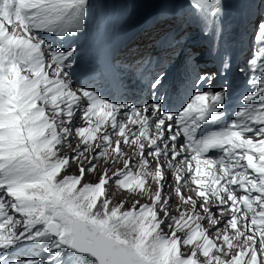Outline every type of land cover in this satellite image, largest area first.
Masks as SVG:
<instances>
[{
    "label": "snow or ice",
    "instance_id": "snow-or-ice-1",
    "mask_svg": "<svg viewBox=\"0 0 264 264\" xmlns=\"http://www.w3.org/2000/svg\"><path fill=\"white\" fill-rule=\"evenodd\" d=\"M192 4L213 24L224 8ZM89 10L90 0H0V264H49L17 257L23 242L50 264H264V17L241 69L259 71L255 87L225 118L227 88L201 87L172 110L75 87L77 49L50 37L83 31ZM101 159L110 167L82 184ZM75 162L79 175L61 176ZM110 182L151 203L113 205Z\"/></svg>",
    "mask_w": 264,
    "mask_h": 264
},
{
    "label": "rangeland",
    "instance_id": "rangeland-1",
    "mask_svg": "<svg viewBox=\"0 0 264 264\" xmlns=\"http://www.w3.org/2000/svg\"><path fill=\"white\" fill-rule=\"evenodd\" d=\"M73 169L76 170L75 167ZM70 174L79 175V173H76V172L71 173L67 169L65 172H62L61 173V176L70 175ZM99 178H100V175H99L98 172H95V173H86V175L84 177V180L81 183L82 184L83 183H89V182L96 183V182H98ZM107 195L110 196V198H111V200L113 202V205L118 204L120 201L127 199L126 195L121 194L120 192H118L116 189H114L112 187L108 189ZM16 217H17V219L20 218L19 215H17Z\"/></svg>",
    "mask_w": 264,
    "mask_h": 264
},
{
    "label": "bare ground",
    "instance_id": "bare-ground-1",
    "mask_svg": "<svg viewBox=\"0 0 264 264\" xmlns=\"http://www.w3.org/2000/svg\"><path fill=\"white\" fill-rule=\"evenodd\" d=\"M106 35H108V32H106ZM130 43V42H129ZM239 44L240 45H243V44H241V42H239ZM131 45V44H130ZM244 46H246L245 44H244ZM159 47H162V46H155V48H153L155 51H156V49H161V48H159ZM241 53V55H244L245 53H246V50L244 49L243 50V52L241 51L240 52ZM109 74V73H108ZM153 74V73H152ZM83 82H85V81H83ZM78 84H79V82H78ZM136 90H141L140 88H136Z\"/></svg>",
    "mask_w": 264,
    "mask_h": 264
}]
</instances>
